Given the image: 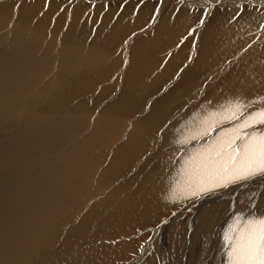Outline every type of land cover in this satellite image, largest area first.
Returning <instances> with one entry per match:
<instances>
[{"label":"bare ground","instance_id":"bare-ground-1","mask_svg":"<svg viewBox=\"0 0 264 264\" xmlns=\"http://www.w3.org/2000/svg\"><path fill=\"white\" fill-rule=\"evenodd\" d=\"M2 1L3 0H1L0 3H2ZM82 1L83 0H77V4ZM77 4L75 5L78 6ZM16 6V3L12 2L8 5H2L0 9V264H61V262L64 261V258L72 256L73 254L78 255L79 252L76 253V250L77 248L82 247L83 244L91 247L95 246V242L101 239L99 235H96L97 232L103 233L105 241L110 243L108 240L113 242L115 239H120L122 233L127 228L133 229L142 227L139 224L135 225L138 221L145 222L148 219H152L149 222H159L160 218L156 217H160L163 211L170 212L173 210V208L166 207L168 198L170 205H172L174 199L176 202L178 200L181 201L182 195L181 192L177 190L178 187H183L184 200L187 199V196L196 192V189H202L204 187L205 189H208L207 191H210L211 183L205 185V179L208 178V176L205 174V170H202L203 164H200V161L204 162L206 157L200 158L199 156L194 160L191 159L194 157L191 156L193 152H203V150L206 149L199 146V148L197 147L192 150L189 149V152L178 156L180 160L176 157L174 160L175 165L172 170L166 166L167 171L166 173L163 171L164 178L161 179L160 184L158 183L159 180H156L158 179V174L156 172H148L142 179L137 177L139 175H134L133 181L127 180L128 183L125 186L126 188L119 185L120 188L118 191H115L116 196L113 195V197L109 194V196L107 195L108 197L103 196V200L101 199L100 202L94 204L98 205L100 209L96 208L93 213H91L92 210L89 208L90 210L80 217L81 219L78 228L74 227V229H70V225L74 222V218L78 217L76 214L82 210V205L88 204L86 201L94 196V193L89 190V181L93 182L95 180V172L93 173L92 169L95 168L96 171L97 164H99V159L102 155L97 154L93 160V156L89 155V153L94 152L96 149L109 146L110 140L115 137V134H109V128L103 126L104 119L95 120L92 126L93 128L88 133L87 131L84 132V120L87 121V124L89 120V114L87 115L88 111L83 105L77 106L75 109H68L66 107V101L77 98L79 96L78 94L82 92V89L79 88L78 84L86 87L92 81L97 83L96 77L99 76L100 71H105V66L110 62L108 58V53L110 52L108 51L114 48L119 50L118 48L124 46L122 44L120 46L119 44L128 37L127 34L141 29L140 27L132 29V27L138 24L140 25L143 18L141 16L142 14L139 12L138 16L132 18L131 21L127 19L124 22V18L121 15L122 18L120 19L118 17L117 21L115 20V23H113L112 19L116 16V13L114 16L112 13L109 17H106V21L110 20L109 23H112L111 30L107 33L102 27L96 29V27L92 26V24H95V19L91 20L93 22L90 21L92 23H90V25L88 24V19H85L84 22H82L83 8L80 7L77 11V15H73L76 17L72 27L68 28V31L61 35L58 45L60 47L57 48L56 41H51L50 43L46 41H50L52 36L48 29L49 23L51 24V18L53 20V17H55L53 16L54 14L52 11H55L59 4L56 5L55 3H52L50 7L52 17L49 16V14H42L40 21L36 19V17L40 15L39 13L42 12L43 8H41L39 0L33 2L26 0L25 4L22 6L23 8L20 7L21 9L15 11V13H11L13 7L15 8ZM126 6L130 8L131 4ZM227 8L231 12V7ZM125 9L127 8L125 7ZM150 9V4H145V6L142 7V10L149 13ZM243 11V14L238 16V20L233 19L234 22L232 23H228V17L226 16L214 20L213 24L214 26L219 27L218 29L215 30L213 26L209 25L200 30L196 37L199 38V43L196 45L197 50L192 52V54L196 53L195 57H197V60L194 64V60H191L190 65L187 68L185 67L186 69L180 73L179 80L181 84L175 85L176 88L174 87L173 90H170L169 93L163 97V99L167 101L166 105L163 102H159L160 104H158L155 110L152 111L155 117H158L159 114L164 112H168L169 109L175 107L177 103L181 104L185 103L186 100H189L192 96L191 93L193 92H191V90L194 88L192 84H195L192 77L204 76L203 74L205 73L202 72L204 69H208L211 71V74L217 77H215L217 80H221V90L228 97H236L239 99L240 95L245 96L246 94V98L248 97V99L254 100L256 94L261 92L260 94L263 95L264 48H258L257 45H255L257 43L251 45L250 48L244 51V55L245 57L248 55V59H239L237 63V56L234 52L236 49L238 50L239 46L220 51V47H227L231 42L233 43L236 40L239 42L241 41L244 44L245 39L243 37L235 38L233 37V33L238 34V32L241 31L246 33V30H250L251 28L254 29L256 26H254V24H256L258 15H253L250 11ZM130 13L131 12L129 11L124 12V17H127L128 15L131 17L133 14L131 15ZM163 14L166 15L165 13ZM180 16L176 17L179 18ZM181 19L184 21L183 17ZM164 20L156 21L158 24L156 23V31L153 34V38H142L140 43L136 45L134 44L135 46H133V43L136 41V37L134 36V38L130 40L128 49H133V53L137 55V62L133 65L135 68L133 67L131 71L129 69L130 73L128 72L127 76H121L123 78L122 80L127 79V83L129 82L126 88L123 90L121 89L122 92L125 90L129 91V89L130 91L125 93V96L121 92L120 102L115 106L116 110H129L135 108L134 110L138 112L137 103L134 102L135 99H132V95L135 94L134 92L141 90L140 92L147 98V96L150 95V90L153 89L154 86H157L158 82H162L160 80L157 82L154 78H142V81L138 82L139 79L136 80V75L143 74V72L146 71L144 64H147L149 68H153L157 65L160 61L158 60V57H161L162 52L173 48V41H175L176 33L178 35L182 29H185L184 26L179 27L177 25L171 29L168 23ZM221 21L222 23L220 24ZM250 21L253 22L251 23ZM63 22V16H60L56 27L61 29L62 25L65 24ZM246 22L250 23L248 24ZM52 30H54L53 39L55 40V37L58 35V30L56 28H52ZM250 32L251 31H249V33ZM104 33H107L105 38ZM218 34H220V36L217 37ZM48 37L50 38L48 39ZM158 43L164 44L163 47L160 48V44ZM150 44L154 45V51H152V48L149 49ZM56 48L58 51L55 53L53 50H56ZM185 50L186 48L183 47L179 51L173 53L170 57V59L173 60L172 66L168 67L166 73H163L164 71L161 70L163 72H158L157 75L162 76L164 79L166 78L165 75H173L171 69L175 65L178 66L179 63L184 62L182 53ZM140 52L141 55L139 54ZM231 54L234 58L232 56V59H230L235 62L233 67L227 64L226 67H224V64L221 67L219 65L220 68L218 70H220V74L212 71L214 67L213 65L223 61V56H227L226 58L228 59V55L230 56ZM52 56H54V58L51 59L52 68L47 72L51 67L48 61ZM249 57L253 59H249ZM163 58H165V56ZM112 59H117L119 61V58L115 56H113ZM118 61H113L114 67L110 66L112 69L111 71H113V69L116 71L119 68ZM91 69H93L94 73L90 72ZM174 69L176 68L174 67ZM52 70H55V72ZM59 70L62 72H59ZM71 70L76 74L74 75V79L66 76V73ZM190 71L193 72L188 76V72ZM254 73L255 77L259 76L258 82L254 79ZM84 78L85 82L81 83ZM135 80L137 83L132 85ZM48 81L54 83L46 87ZM40 84L42 85L41 87ZM207 85L203 88V84H200L199 90H202L201 98L204 93H207V89L210 88V85L208 87ZM259 87L262 88L263 91ZM255 91L258 92L255 93ZM216 93H211L210 91L204 96L205 99L195 107H191L193 100L192 102H187L188 104L190 103L189 111L186 114L188 120L180 125V134H173L171 130L170 132H166V137L164 136L165 140L168 139V148L171 150V153L176 151V143L182 144V141L183 143H188V141H186L188 138L187 130H190V132H192L193 129L194 132L195 130H202V128L204 129L207 127L213 119H219L221 115L229 114L231 109H228V104L230 102L228 103L220 99L217 96L219 94ZM137 96L140 98V94H137ZM246 98L245 100H247ZM238 99L232 100V102H237ZM80 101L83 100L81 99ZM95 102L97 103V100ZM229 105L233 104L230 103ZM231 108L233 109V107ZM213 113L216 115L212 116ZM187 122L191 125L190 129L185 128ZM194 122L198 124L200 123L201 125H194ZM148 125L150 126L149 129H151L152 124L148 122ZM142 126L146 128L145 125ZM176 131H178V129ZM80 139L82 140L80 141ZM130 139L126 142V147H123L124 155L119 156L118 159L127 160L135 154L139 142H137L135 138L132 141H130ZM213 139L212 144L215 141ZM171 141H173V143H170ZM210 141L208 143H210ZM67 147H69V149ZM113 161L114 160L111 161L112 165H114ZM114 163L116 164L115 166L108 167L102 173L103 177L100 172L99 176H101V178L98 182L99 185L102 183L101 186H99V188L102 187V192L103 189L106 190L103 184H106L105 182L109 180L111 174L126 170L121 171L120 169L123 168V166H118L116 161H114ZM204 177L206 178L202 182V178ZM196 178H200L199 182H194ZM246 182L242 183V185ZM215 183L218 184V182ZM242 185L229 188V190L223 195L231 196L234 193L237 194V192L239 195L240 188L243 187ZM245 189L246 190H243L242 193H245L247 203H249L251 200L249 191L254 190V186L253 188H250V184H248ZM258 191H260V189ZM261 192L264 193V189ZM238 195H233L230 200L227 201L226 204H222V206L232 207L233 209L235 208L236 210L233 213L239 212L249 215L243 222H246L247 220L262 219L264 216V194L260 196L258 195L259 198H257V200L254 199L257 202L260 200L262 201L256 204V207H254L256 208L254 213L252 212L253 208L251 209L250 214L244 211L240 212L236 208H240L241 205H244V197L242 198V196ZM223 197L213 196L208 198L210 205L201 203L202 201H200L199 204L203 205L196 208L197 213L191 221H188V224L190 222L191 226H195V229L198 228L201 232H210V229L215 223V220L217 219L216 217L220 211V205L216 203L222 201ZM145 202L151 204L150 209L146 207ZM192 207L193 204L188 210H191ZM101 210L104 212L103 216H115V219L113 218L111 222L104 218V223H101V225H105V230H108L106 226L109 227V233L107 234H105V230H103V225V229L99 231H94V233L89 231L94 221L91 216L98 217ZM186 210L187 208L182 210V213ZM188 210L186 213H188ZM124 213H126V215H124ZM128 217L132 218L129 219ZM176 217L168 220L170 221V224H164L165 226L163 230H165V232L173 233V231L179 232L180 229H183V223H177L179 220L174 221ZM127 218L129 220H127ZM127 223L135 226H128ZM63 225H68L70 227L63 235L64 238L61 241V245H59L57 244L59 243L58 238L61 239L62 237H59L60 231L56 232L54 229ZM233 229L234 228H228L227 232L221 234L224 238L228 236L227 233L233 237L235 236ZM96 230L98 229L96 228ZM177 232L175 233V237L171 238L174 239L173 241L171 240L174 244V247L171 249L173 252L172 258H176L174 253L178 249L177 245L179 244V241H181L178 240V236L182 234V231H180V233ZM142 238L144 239L143 236ZM102 240L103 239H101V244L103 242ZM124 241L125 242H119L113 247L100 244L101 246H95L94 249L83 250L77 258L76 256L74 257L75 260L70 264H118L124 256L128 255L126 251L129 250L132 244L127 243L126 240ZM80 243L82 246L78 247ZM159 245L160 246L157 247L158 251L155 252V250H153L154 256L157 259H161L162 257L160 255L163 247L160 243ZM161 247L162 249L160 250ZM188 250H190V248L185 249V252ZM230 250L231 245L226 254H229V257H227V260H230L229 264H233ZM224 257H226V255ZM127 260L129 261V258ZM138 260L137 262L132 261L134 264H139ZM128 263H130V261Z\"/></svg>","mask_w":264,"mask_h":264},{"label":"rangeland","instance_id":"rangeland-1","mask_svg":"<svg viewBox=\"0 0 264 264\" xmlns=\"http://www.w3.org/2000/svg\"><path fill=\"white\" fill-rule=\"evenodd\" d=\"M25 1L26 0H20V1L19 0H3L2 3H0L1 4L0 9H1L2 5H8L9 3L15 2L17 6L15 8L13 7V10L11 11V13H15V11L21 9L20 7H22L25 4ZM27 1L33 2V1H37V0H27ZM192 1H194V2H192ZM240 1H242V2H240ZM243 1L244 0H202V1L201 0H188V1L187 0H162V1L161 0H99V1L98 0H93V1L92 0H83L82 2L77 4V0H61V1L60 0H51V1L50 0H39L40 6H41V8L42 7L43 8H42V12L39 13L40 15L37 16L36 19L38 21H40L41 20L40 17L42 16V14H45V15L49 14V16L52 17V12H53V14H54L53 16H55V17H53V20L51 18V24L49 23V28H48L50 33L52 34V36H51V38L48 37V39L50 38V41L47 40L46 42L50 43L51 41L52 42L56 41L57 42V46H58L59 42H60V39H61V35L66 33L68 31L67 30L68 28L72 27L73 22H74L75 17H76V16H73V15H77V11L79 10L80 7H82L83 11L85 12V14H84V12L82 11V15L83 16L81 18V21L84 22L85 19H88V24L90 25V23L93 22L91 20L95 19V24L94 25L92 23L91 24H92V26L96 27V29H98V28H101V27L103 28L102 23H107V22L109 23L110 22V20L106 21V19H107L106 17L107 16L109 17L110 14H112V13H113V16L115 15V13L117 15V16L113 17V19H112L113 23H115V20L117 21L118 17L121 19L122 18L121 15L123 14L121 12V10L125 9V7L128 8L126 5L131 4V6H130L131 9L129 8V12H131L130 14L131 15L133 14V15L131 17L128 15L127 17H123V18L124 19L126 18V19L131 21L132 18H135L133 16L136 15L135 14V9L137 7H138V12H140V9L142 7H144L145 4H150V6H151L150 13L143 10L144 11V15H141L142 18H143L141 20V24L140 25L138 24V25H135V26L132 27V29H135L137 27H140L141 29L136 31V32L134 31L135 33L131 32L130 34H127V35L129 36V38H131L130 40H132V38H134V36L136 37V41L133 43V46H135L136 44L140 43L142 38H153V34H154L155 30H156V25L158 24L157 22L162 20V19L163 20L166 19L164 21H166L168 23V25L171 27V29L175 25H177L179 27L180 26H184L185 29H182L181 32L178 35L176 33V37L174 39L175 41H173V48L168 49L165 52H162L161 57L163 58L165 56V58L163 59L162 64L159 66L158 71L153 72L154 73L153 75H156L158 72H160L161 68L166 63L168 64L169 67H171L172 64H173V60L170 59L171 55H173V53L179 51L181 48L184 47V48H186V50L182 53V57L184 59L183 60L184 62L178 64V66H179L178 70H177V67H178L177 65L174 66L176 69H174V67L171 69L172 74L174 75V73H175V75H174V79H176V81L174 82L175 85H180L181 84V82L179 80L180 76L178 77L177 75L178 74L180 75V73L190 65L191 60H194V62L192 61L193 64L197 60L196 59L197 57H195L196 53L192 54V52L197 50V46L196 45H197V43H199V38H196L197 35L199 34L201 29H203V28H205L206 26H209V25L213 26L215 30L218 29L219 27H216L213 24L214 20H216V19L224 18V17L227 16L228 17V20H227L228 23H232V22H234L235 19L238 20V18H239L238 16H241L243 14V12H244L243 10H246L248 12L250 11L253 15L254 14L258 15L257 16L258 19L256 18L257 21L255 20L256 24H254V26L255 25L256 26L254 27V29L251 28L250 30H246L245 31L246 33H243L242 31L238 32V34L233 33L234 34L233 37H235V38L243 37L245 39L244 40V44L241 41L239 42L238 40H236V41L233 42L234 44L231 42V44H229V46H227V47L226 46L225 47H223V46L220 47V51H224V49L226 50L227 48L238 47L239 46V48H238L239 51L236 49L235 52H234V53H236V56H237L236 63L239 61V59H242V58H245V60L248 59V55L245 57L244 51H246L248 48H250L251 45L257 43L255 45H257L258 48H264V44H263L264 43V0L263 1L262 0H260V1H257V0L247 1V0H245L244 2ZM42 3H44V4H42ZM52 3H55L56 5L59 4V6H58V8L55 11L50 12V7H51ZM75 4H77L78 6H76ZM132 7H134V8H132ZM183 7H185V8H183ZM227 7H231L230 8V9H232L231 12L228 10ZM182 10H184V11H182ZM163 13H165L166 15H164ZM60 16H63V20H64L63 23H65L64 25H62L61 29L56 27L58 18ZM176 16H180L181 18L183 17L184 21L180 17H179L180 18L179 19ZM128 17H130V18H128ZM164 17H166V18H164ZM14 19H16V18H14ZM250 22L252 23L253 21H250ZM85 23H87V22H85ZM221 23H222V21L220 22V24ZM246 23H248V22H246ZM109 24L111 25L112 23H109ZM109 24L104 25L105 26L104 29H105V31H107V33H108V31H110V30H108ZM52 28L53 29L56 28L58 30V35L55 37V40L53 39L54 30H52ZM249 31H251V32L249 33ZM215 35H216V33H215ZM218 36H220V34H218L217 37ZM57 37H58V39H57ZM193 40H194V43L196 44L194 48H192V45H193L192 41ZM124 41L126 42V40L124 39L123 41H121V43L119 45L120 46H121V44L124 45V43H125ZM158 44H160V43H158ZM126 45H129V44H126ZM163 45L164 44H160L159 47L161 48V47H163ZM153 46H154L153 44L149 45V49L152 48V51H154V49H155ZM59 47L60 46H58L57 48H59ZM57 48H56V50H53V52L56 53V51H58ZM217 48H218V45H217ZM118 49H120V48H118ZM241 53H243V54H241ZM139 54L141 55V52ZM189 55H191V56H189ZM136 56H137L136 54H134V53L132 54V61H136L137 62V57ZM232 56H233L232 54L230 56L228 55V59L226 58L227 56H223V59H222L223 61L219 62L216 65H213L214 67H213L212 71L218 72L220 74V70H218V69L221 66H223L224 64H225L224 67H226V64L227 65H231L233 67L235 62L231 61V59H232L231 57ZM52 58H54V56H52L49 59V61H48L50 63L51 67H50V69L47 72H49L51 70V68H52V63H51V59ZM118 58H119V61L117 59H112V60L113 61L116 60V61H118V63H120V60H123V62H124V56L122 57V55H120V56H118ZM233 58H234V56H233ZM249 59H253V58L249 57ZM112 60H110L108 65L105 66V71L108 72V73L112 72L111 71L112 69L110 67L113 64ZM219 65H220V67H219ZM52 71L55 72V70H52ZM71 71H73V70H71ZM191 72H193V71L188 72V76L190 75ZM202 72L205 73V74H203L204 76H202V77H192L194 79L196 85L192 84V86H194V88L191 90V92L192 91L193 92L191 93L192 96L190 97V99L186 100L185 103H181V104L177 103L175 105V107L173 108L174 110L176 109L174 117L173 118L171 117L170 119H168L166 121L165 120H160L159 121L160 125L157 128V132H159V133L161 132V134H163V133H165L167 131L170 132L171 130H175L176 128H179L180 125H181V121H182V123H184L186 120H188V118L186 117V114L189 111V107H190L189 104L190 103L188 104L187 102H192V100H193L192 103L194 105L191 103L192 104L191 107H195L202 100L205 99L204 96L207 95V93H209L210 91H211V93H213V92L216 93L217 92L216 94H219L217 96L220 99H222V100H224V101H226L228 103L229 102L232 103L233 105H229L230 103L228 104V109L230 108L232 112L236 111L237 103H240V104L246 106L243 109V116H241L240 121H235L234 120V121H231L230 123H225L223 125H220L218 127L217 131H219L220 128H228V127H231V126H235L237 123H240V122L243 121V119L247 118L249 114L255 115V114H257V113H259L261 111H264V93H263V95L260 94L261 92L259 94H256L254 100L248 99V97L246 98V94H245V96L240 95L239 99L236 98V97H228L221 90V80H219V79L217 80L216 79L217 77L214 76L213 74H211V71H209L208 69L207 70L204 69ZM255 73H254V79H255V81L258 82L259 81L258 80L259 76L255 77ZM173 75H170V76L173 77ZM66 76H69L71 79H73L72 76L69 73H67ZM177 77H178V79H177ZM170 82H172V81H167V82H165L164 85L162 84V86H159L157 89H155V90H157V92L154 91L156 93H155V95L152 94L153 96L151 98H153V97L160 98L159 95H161L163 91H167ZM53 83L54 82L48 81L46 83V87L52 85ZM115 83H116L115 78H113V81H111V82L110 81H106V82L103 81V83H102L103 87H99L96 90H94L93 93H92L93 95H87V94L80 95L79 94V96L77 98H73V99L67 100L66 101V107L68 109H75V108H77V106H82L83 105V107L88 111L87 115L91 114V113H92L91 115H93V113H95L94 116H96V114H98L97 111H99V105H97V103L95 101L97 100V97L100 95L99 93L102 91L103 88H107V87L109 88V87L113 86ZM201 83L203 84V88L207 85V83H208L207 87L210 85V88L207 89L209 92L206 90L207 93H204L202 98H201L202 90H199ZM95 84L96 83H94L92 81L86 87L81 86V84H78V86H79L80 89H82V91H83L82 93H86L87 89L90 88V87H93V85H95ZM98 85H101V84H97L96 87H98ZM41 86L42 85L40 84V87ZM195 87H196V90H195ZM108 88H107V91H108ZM216 89H218V90H216ZM260 89L262 90V88H260ZM116 92H117L116 90L114 91V90L109 89L108 94L112 93L111 95H113L116 98ZM257 92L258 91H255V93H257ZM233 94H234V92H233ZM78 98H79V100H78ZM115 98L112 100V102H114ZM162 98H160L158 100V102H163L166 105L167 101H165V99H162ZM245 98L247 100H245ZM81 99L83 101H80ZM236 99H238L237 102L236 101L232 102V100H236ZM104 101L106 102V100H103L100 103H103ZM134 102L137 103V110L138 109L142 110L144 103L142 104L141 108H138L139 100H135ZM194 102H196V103H194ZM181 106H182V108H181ZM224 106H227V105H224ZM231 107H233V109ZM134 109L135 108H131L129 110L136 112V110H134ZM139 110H138V112H140ZM169 110H172V109H169ZM95 120H96V118H95ZM170 120H171V123H170ZM194 125L198 126V125H201V124L200 123L198 124V123L194 122ZM92 126H93V123L91 122L90 119L88 120V124H87V121L84 120V124H83V127L85 128L84 132L87 131V133H88L93 128ZM190 126L191 125L189 124V122H187L185 128L186 129H190ZM202 130H203V128H202ZM202 130H195V132H194V129L192 130V132H190V130H187V132H188L187 135H188L189 139L187 138L186 141H188V143L187 142H184L182 144L176 143L177 149H176L175 152H172V153H171V150L168 148V154H169L170 157L168 158V157L162 156L164 165H161V162H160V164L157 163V160H152V158H150L151 154L146 156V158L149 159L148 161L152 162L150 166H154L155 170L158 172L160 167H162L163 171H164L166 169V166L170 163L169 164V169L172 170V168H174V165H175V161L174 160H175L176 157L181 156L182 154L189 152V149L192 150V149L197 148V147L199 148V146L207 148L209 145H212V139L213 138H217L216 133H212V135L208 136V137L192 139L193 136H198V134ZM244 131L248 132V133H253L254 132L257 135L264 134V125L257 124L255 126V128H248V129H245ZM81 140L82 139H80V141ZM213 140H215V139H213ZM173 141H171L170 143H173ZM178 141H179V139H178ZM209 141H210L211 144L208 143ZM74 147H76V146H74ZM67 148L69 149V147H67ZM99 149H96L97 151L95 150L94 152H90L89 153V155L93 156V160H94V157L97 156V154L98 155H102L104 153V151L106 150V147L105 148H99ZM147 149H149V148L145 147V150H147ZM162 150L164 151V149H162ZM191 156H195L197 158L200 156V158H203V157H206V154H203V152L195 151V152L192 153ZM101 159H102V161H101ZM103 159H104V156L102 155L100 157V159H99L100 160L99 164H97L96 171H95V168L92 169L93 173L95 172V174H94V179L95 180L93 181L94 183L92 181H89L90 184L88 183L89 186L91 187V188L89 187V190L94 193V196L97 194L96 195L97 197L96 196L95 197L92 196L88 201H86V203H88V204H83L82 205V207H81L82 210L79 211V213L76 214L78 217L74 218V222H72L71 223L72 225H70L71 227L68 226V225H65V226L63 225V226H60V227L54 229V231H56V232L60 231V236L59 237H62L61 239L58 238L59 243H57V244L61 245V241L64 238L63 235L65 234V232L68 230L69 227H70V229H74V227L78 228L81 216L85 215L90 209L92 210L91 213H93V211L96 208L100 209L98 207V205H94V204L100 202L101 199L103 200V196H104L103 192H102V187L99 188V186H101L102 183L99 185V182H98L100 180V178H101V176H99V172L106 170L105 168H103L101 166V162H103ZM154 159H155V157H154ZM179 160H180V158H179ZM204 162L200 161V164L202 163L204 165ZM135 164H136V166L138 165L139 167L137 168V174H134V175H139L145 169L146 159H142L141 157H138ZM115 165L116 164H114L113 166H115ZM203 169H204V167L202 168V170ZM205 178L206 177L202 178V182H203V180ZM199 179L196 178V180H194V182H199ZM205 181H206L205 185L211 183L210 191H207L208 189H205L204 187L203 188L201 187L203 190L202 189H196L197 191L194 192V193H196L195 195L192 194V195L187 196V197L185 195V197L187 198V199H185L186 201L184 200V196H183V190H182L183 187L182 188L178 187L177 190H179V192H181V195H182L181 196V201L178 200L176 202V201H174L175 200L174 199L172 205H170L169 198H168V201L166 203V207L173 208V210L170 211V212H164L163 211L161 213L160 217H156V218H160L159 219L160 221L157 222V223L149 222L152 219H148L145 222L144 221H138L139 223L136 222L135 225L139 224L142 227L133 228V229H128L127 228L122 233V236L120 237V239L113 240V242L111 240H108L110 243H107L105 241V237H103L104 236L103 233L97 232L99 234L96 233V235H99L100 238L103 239L102 240L103 241L102 242L103 246H105V245L108 246L109 245V246L113 247L114 245L118 244L119 242H125L124 240H126L127 243H132L131 247L129 248V250L126 251L128 255L124 256V258H123L124 260L122 259L118 264H124V263L127 264L129 261H130V263H128V264H134V262H137L138 259H139L138 260L139 264H229L230 260H227V257H229L228 256L229 254H226V253H227L228 249L230 248V243H229L230 241L227 240L226 238H224L221 233L227 232L228 228H235L237 222H240V224H243L244 223L243 222L244 219H247V217L249 215H246L244 213L242 214V213H239V212L233 213L236 210L235 208L233 209L232 207L222 206V204H226V202L229 201L230 198L233 195L234 196L238 195V192H237V194L234 193L231 196H229V195L224 196L223 194L227 190H229V188L242 185V183L247 181L244 185H242L243 187L240 188V192H239V195H238V196H242V198L244 197L243 198V200H244V205L243 206L244 207L241 205L240 208H238V207H236V208L240 212L244 211V212L249 213V214L251 213V209L253 208L252 212L254 213V211L256 210V208H254V207H256V204H258L259 202L262 201V200H260V201L257 202L255 200H257V198H259L260 195L264 194V193L261 192L264 189V173H257V174H255L253 176H250V177L246 178V179L236 180V181H232V182L219 181L218 184H216L214 181L208 180V178H206ZM112 182H113V180L106 181L105 182L106 184H103L104 188H105L106 185L110 186L112 184ZM248 184H250V188H253V186H254V190H250L249 191L250 196H251V200L249 201V203H247V199H246L245 193H242L243 190L244 191L246 190L245 187ZM262 184H263V186H262ZM94 186H95V188H94ZM92 188H93L94 191L92 190ZM259 189H260V191H258ZM99 191H100V193H99ZM205 191H207V192H205ZM106 194H107V192H106ZM255 194H257V195H255ZM213 196H219V197H223L224 196L222 201H219V202L216 203V204L220 205L219 206L220 211H219V213H218V215L216 217L217 219L215 220V223L212 225V227L210 229V232H207V231L201 232L200 229H198V228L195 229V226L194 227L191 226L190 222L188 224V221H191L194 218V216L196 215V213H197L196 212V208H198V207L203 205V204L202 205L199 204V202L202 201L201 203H206L207 205H210V203L208 201V198L213 197ZM104 197H106V196H104ZM192 204H193V207L191 208V210H188L191 207ZM146 207L150 209L151 208V204L147 205ZM186 208L188 210V213H186L187 210L184 213H182V210H185ZM100 214H101L102 217L100 216ZM100 214H99L98 217L97 216L94 217V216L90 215L94 219V221L92 219V221H93L92 224L93 225L90 224V225H92L90 227V230H89L90 232L94 233V231L96 232V231H99V230H101L103 228H104L103 230H105V225L102 224L103 228H102V225H101V223H104V218H106L110 222L113 220V218L115 219L114 215H110V216H105L104 215L103 216L104 212H102V210H101ZM124 215H126V213H124ZM176 216H178V217H176ZM174 217H176V219H174V221H178L179 220L177 223H179V222L183 223V229H180V231H182V234L178 236V240H181V241H179V244L177 245L178 249L174 253L176 258H172L173 252L171 251V249L174 247V244L172 242L174 239H171V238L175 237V233L177 231H173V233H169V232H165V230H163L164 226L166 224H170L169 223L170 221H168V220H171ZM128 218H127V220L131 219L132 217L129 218V219ZM262 219H264V216L262 217ZM127 225L128 226L131 225L132 227L135 226V225L129 224V223H127ZM92 227H94L95 229L92 228ZM96 228L98 230H96ZM106 228L109 230V227L106 226ZM193 228H194V230H193ZM108 230H105V234L109 233ZM180 231L177 232V233H180ZM90 234H92V233H90ZM218 235H219V237H218ZM227 235L230 236L228 233H227ZM142 236L144 237V239L142 238ZM154 236H156V237H154ZM219 238L220 239L224 238V239L220 240ZM101 239L97 240V242H95V244L94 243L93 244L96 247L97 246H101L102 245L101 244ZM138 240H140V241H138ZM162 240H164V241H162ZM214 240H215V242H214ZM152 241H153V243H152ZM159 243L163 247V250H161L162 247L160 248V250H161V255L160 256H162L161 259L160 258L159 259L155 258L154 252H153V250H155V252L158 251L157 247L160 246ZM169 244H170V246H169ZM80 246H82L81 243L79 244L78 247H80ZM95 246H92L93 247L92 248L89 245L83 244L82 247L77 248V250H76V253L79 252L78 255L77 254H75V255L73 254L72 256L67 257L70 260L67 259V258H64V261H62L61 264H64V263L65 264H70V263H72L75 260L74 257L76 256V258H77L81 254L80 253L81 251L86 250V249H94ZM146 246H147V248H146ZM188 248H190V250L185 252V249H188ZM132 249L134 250L135 254L133 253ZM177 251H178V254H177ZM211 254H212V256H211ZM225 255H226V257H224ZM128 258H129V261L127 260ZM66 261H67V263H66Z\"/></svg>","mask_w":264,"mask_h":264},{"label":"crops","instance_id":"crops-1","mask_svg":"<svg viewBox=\"0 0 264 264\" xmlns=\"http://www.w3.org/2000/svg\"><path fill=\"white\" fill-rule=\"evenodd\" d=\"M128 11H129V8L121 10V12L123 13L122 14V17H124V12H128ZM140 13L142 15H144V11L142 10V8L140 9ZM135 14H136V16H134V17L136 18L138 16V14H139L138 7L135 9ZM126 20L127 19H124V22ZM107 24H109V23L108 22L105 23V24L102 23L103 29L105 27L104 25H107ZM111 25L108 26V30H111ZM93 34H94V32H93ZM105 35H106V33H104V38H105ZM93 38H94V35H93ZM130 39L131 38H129V36L127 38H125L126 42L124 41L125 42L124 43V46H121L119 50H117L116 48H114V49H110V51H108V52H110V53H108L109 54V57H108L109 60H111L113 56H115V57L117 56L118 57V56L122 55V56H124V62L125 63L123 62V60H120L119 68L116 71H115V69H113V71L112 72H109V73L108 72H105V71H100L99 76L96 77L97 78V80H96L97 83L95 85H93V87L88 88L87 91H86V93H82L83 91L81 93H79L80 95H84V94L93 95L92 93H93L94 90H96L99 87H102L103 81H105V82L106 81H110L111 82V81H113V78H115V80H116V83L113 86H111L113 89L109 87V89L114 90V91L115 90L117 91L116 92L115 101L112 102L114 96L113 95L111 96L110 94H108L109 89H108V91H107L106 88L102 89V91H101L102 93L101 92L99 93L101 95H99L97 97V105H99V111H97L98 114H96V116H94L95 113H93V115H90L89 114V116H88V119H90L93 124H94L95 118H96V120H98V119H104L103 126L109 128V134L110 133L115 134L114 135L115 137L112 140H110V145L109 146H106V150L102 154L104 156V159H103V162H101V166L103 168L107 169L108 167L113 166L111 164V161L114 160V161L117 162V165L118 166H123V168L120 169L121 171H123V170L126 169L124 172H119V173L117 172L118 174L117 173L116 174L115 173L114 174H111V177L109 178V180H111V178H112L113 182H112V184L109 187L107 186L108 188L105 187V189L107 191L103 189V195L104 196H107L108 194L109 195H112V196L113 195L116 196L115 191H118V189L120 188V186H122L123 188H126L125 186L128 183V181L129 180L130 181H133L134 180V174H137V168L139 167L138 165H137V167H135L136 166L135 163H136L138 157H141V158L143 157L142 159H146V165H145V168L146 169H144V171H142L141 174H139L140 175L139 178L142 179L144 177V175L147 174L148 172H156L158 174V179H156V180L157 181L159 180L158 183L160 184L161 179L164 178L163 177V168L160 167L161 168V169H159L160 172L159 171L157 172L155 170V167L154 166H150L152 162L148 161L149 159L146 158V156H148V155L151 154V157L150 158H152V160H157V163H159V164L161 162V165L164 164L162 156H165V157H168L169 158V154H168V143L169 142H168V139H166L167 142L165 140V137H166L167 133L165 132L166 134L165 133L161 134V132L160 133L157 132V128L160 125L159 121L160 120H165L166 121V120L170 119L171 117H173L174 114H175L176 109L174 110L173 109L174 107H172L171 108L172 110H169L168 112H164L162 114H159L158 117H155V115L152 113V111L155 110V108L158 106V104H160L158 102V100L160 98H162V97H165L169 93V91L170 90H173L174 87H175V83H174L176 81V79H174L175 73H174L173 77L170 76V75H165L166 76L165 79L162 76L157 75L158 73L156 75H153L154 74L153 72L158 71L159 66L162 64L164 58L158 57V60H160V61L153 68H149L147 64H144L145 65V70L147 72L146 71L143 72L144 75L142 73L136 75V80L139 79L138 82L139 81H142V78H144V79H146V78H148V79L154 78V79L157 80V82H158V80L162 81L161 83L158 82V86H154L153 89L150 90V95L147 96V98L140 92L141 90L140 91H137V92H134L135 94L132 95V97H133L132 99L139 100V102H138V108H141L142 104L144 103L142 110H139L138 109L140 112H134V111H130L128 109H123V110H116L115 109V106H117V104L120 102L122 90L124 88H126L128 86V84H129V82L127 83V79L122 80V77L121 76H123V77L127 76L128 72H129V69L131 71L133 67L135 68V66H133V65H135L134 63L136 61H134V62L132 61L133 49L132 48H129L128 49V46L129 45L126 46V44H129ZM192 43H193L192 48H194L195 45H196L194 43V40L192 41ZM160 44H162V43H160ZM130 49H131V51H130ZM112 66H113V64H112ZM168 67L169 66H167V63H166L161 68V70H163L164 72L161 71V70H160V72L161 73L162 72L163 73H166L168 71ZM178 68H177V70H178ZM92 71H93V69H91L90 72L91 73H94V71L93 72ZM59 72H62V71L59 70ZM68 73L74 79V75H76V74L73 71H70ZM177 76L179 77V74ZM178 77H177V79H178ZM136 80L134 81V83L132 85H134L135 83H137ZM167 81H172V82H170L167 91H163L162 94L159 95L160 98H158V97L151 98L153 96L152 94L155 95V93L157 92V90H155V89H157L159 86H162V84L164 85L165 82H167ZM83 82H85V78H84V80L81 83H83ZM97 84H101V85H98V87H96ZM129 91H130V89H129ZM129 91L128 90H125L122 93L125 96L126 95L125 93H128ZM154 91H156V92H154ZM137 94H140V98H142V97L143 98L140 99L137 96ZM103 100H106V102L104 101L103 103H100ZM110 103L113 104V105H110ZM127 112H129V113H127ZM99 114H101V115H99ZM152 116H154V117H152ZM105 117H107V118H105ZM116 122H118V124ZM148 122H150L152 124L151 129H149L150 126L148 125ZM181 124H182V121H181ZM142 125H145L146 128L144 126H142ZM177 129H178V131H176ZM180 129H181V127L176 128L175 129L176 132L174 130H172V133L178 135V134H180ZM130 136H131V139H130ZM143 137H144V139H143ZM127 138H129L130 141L134 140V138H135V140L137 142H139V145L137 146V149L135 150V154L132 156L133 158L130 157L127 160H120V159H118V157L121 156V155H124L123 149L126 147L125 145H127L126 142L129 141V139H127ZM145 147H147L149 149L145 150ZM162 149H164V151ZM111 153H112V155H111ZM154 157H155V159H154ZM114 161H113V164H115ZM169 164L167 165V168H169ZM103 172L104 171H101V176L102 177H103V175H102ZM164 172L166 173V169L164 170ZM99 175H100V172H99ZM122 182H123L124 186H123ZM112 190H114V191H112ZM106 192H107V194H106ZM147 204H149V202H145V205L146 206H147Z\"/></svg>","mask_w":264,"mask_h":264},{"label":"snow or ice","instance_id":"snow-or-ice-1","mask_svg":"<svg viewBox=\"0 0 264 264\" xmlns=\"http://www.w3.org/2000/svg\"><path fill=\"white\" fill-rule=\"evenodd\" d=\"M244 107L237 103L235 112L230 110L229 114L213 119L198 136L192 137L197 139L211 136L212 133L217 135L214 143L203 150L206 154L203 167L210 181L232 182L264 173V134L244 131L255 128L257 124L264 125V111L249 114L235 126L217 131L220 125L240 121ZM233 231L234 237L226 236L230 241L233 264H264V219L247 220L243 224L237 222Z\"/></svg>","mask_w":264,"mask_h":264}]
</instances>
